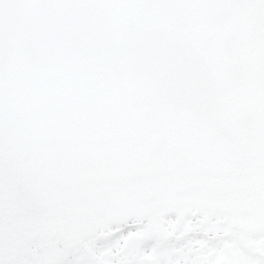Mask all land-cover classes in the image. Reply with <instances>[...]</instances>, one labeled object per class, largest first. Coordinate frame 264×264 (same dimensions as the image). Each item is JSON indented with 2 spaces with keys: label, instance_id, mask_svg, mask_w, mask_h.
I'll return each mask as SVG.
<instances>
[{
  "label": "snow or ice",
  "instance_id": "obj_1",
  "mask_svg": "<svg viewBox=\"0 0 264 264\" xmlns=\"http://www.w3.org/2000/svg\"><path fill=\"white\" fill-rule=\"evenodd\" d=\"M0 264H264V0H0Z\"/></svg>",
  "mask_w": 264,
  "mask_h": 264
}]
</instances>
